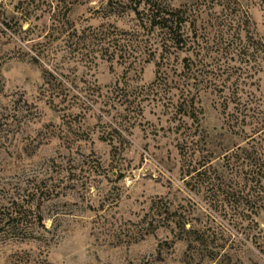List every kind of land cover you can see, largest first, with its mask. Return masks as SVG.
<instances>
[{"label":"rangeland","instance_id":"374dc122","mask_svg":"<svg viewBox=\"0 0 264 264\" xmlns=\"http://www.w3.org/2000/svg\"><path fill=\"white\" fill-rule=\"evenodd\" d=\"M263 1L0 0V264H264Z\"/></svg>","mask_w":264,"mask_h":264},{"label":"trees","instance_id":"16d2710c","mask_svg":"<svg viewBox=\"0 0 264 264\" xmlns=\"http://www.w3.org/2000/svg\"><path fill=\"white\" fill-rule=\"evenodd\" d=\"M151 6L152 7H150V11H151L150 18H151L152 26H157L160 30L165 31V34L168 35V41H170L171 43L175 42L176 44H178L179 42H183L181 29L185 21L183 17L179 15V11L177 10L167 11V10H164V8L162 9V8H158V6L156 7L155 3H151ZM262 50H263L262 52L264 53V49ZM255 164H256L255 166L258 169L257 173L261 172L262 168L264 169L263 161L261 162L256 161ZM40 185L44 186L45 188L44 182L41 181V183L35 187L36 191L39 189V191L41 192ZM21 201L23 202V200ZM26 204H27L26 206H24L23 203L21 205H17L15 201H10V206H18L20 208H24L25 213L24 215H22V217L24 218H19V219L20 221H24L23 223L25 224V226H26V223H30L29 225H31L32 223H36L39 228L45 231L43 224H42V217L40 215H35L32 212L30 205L28 203ZM10 208L11 207H9L8 209L6 208L0 209V222L4 217H7L9 215ZM13 262L14 264H19L21 262V257L16 256Z\"/></svg>","mask_w":264,"mask_h":264}]
</instances>
